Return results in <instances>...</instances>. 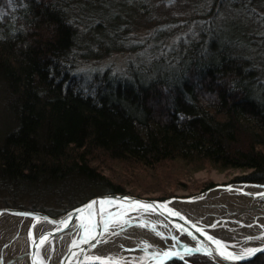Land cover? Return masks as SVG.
<instances>
[{
  "label": "trees",
  "instance_id": "trees-1",
  "mask_svg": "<svg viewBox=\"0 0 264 264\" xmlns=\"http://www.w3.org/2000/svg\"><path fill=\"white\" fill-rule=\"evenodd\" d=\"M82 1L0 0V94L11 117L0 137V193H127L102 172L104 160L148 171L211 165L264 184V35L239 28L236 15L224 21L234 0L195 2L188 16L166 21L155 10L171 0H138L117 15L85 12ZM252 2L264 10V0ZM143 19L153 63L129 65L121 77L79 71L90 54L126 46L124 25ZM181 31L170 53L161 51ZM245 264H264V254Z\"/></svg>",
  "mask_w": 264,
  "mask_h": 264
},
{
  "label": "bare ground",
  "instance_id": "bare-ground-1",
  "mask_svg": "<svg viewBox=\"0 0 264 264\" xmlns=\"http://www.w3.org/2000/svg\"><path fill=\"white\" fill-rule=\"evenodd\" d=\"M236 193L246 196L245 202L232 199ZM261 198H264V187L235 186L211 190L190 202L173 204L209 236L226 244L228 249L239 250L264 243V204L260 202ZM108 213L112 214V219L109 231L104 232L103 221L109 219ZM95 223L96 240L78 244L84 239V229L81 220H77L69 230L53 238L51 248L40 247V258L37 251L35 263H32L30 246L39 234L53 227L30 218L3 214L0 216V264H49L48 257L59 261L68 251V264L89 262L87 258L90 256L110 260L113 264H160L165 259L164 252L179 253L173 256L182 258L186 249L193 250L189 241H178L174 228L152 212L114 208L98 221L95 219ZM97 240L102 242L97 243ZM85 245L87 249L80 251Z\"/></svg>",
  "mask_w": 264,
  "mask_h": 264
},
{
  "label": "rangeland",
  "instance_id": "rangeland-1",
  "mask_svg": "<svg viewBox=\"0 0 264 264\" xmlns=\"http://www.w3.org/2000/svg\"><path fill=\"white\" fill-rule=\"evenodd\" d=\"M204 1L205 0H171L168 3H163L164 5L162 6L161 4L159 5V7H161L159 9H161L162 12L161 10H155V12L157 13V18L160 19V21H162L163 18H167L165 19L166 21L169 20L170 18L168 17L172 15L188 16L192 11V7L195 2L199 3L200 7L204 4ZM82 2V8L85 12L98 15H102L103 13L117 15L118 13L132 12L130 9L136 5L138 0H93V2L90 0H84ZM230 2L231 6H228L226 19L224 20L225 22L227 21V18H231L236 15L239 19V28H247L249 30L248 32H252L254 34L261 33L264 35V10H262V5L253 3L252 0H234ZM93 5L98 7L97 11L90 10ZM152 7L158 9L155 5ZM174 25L175 24L173 23V26ZM124 26V29L127 28V33L126 37L123 36L122 39H127L126 46L116 49L115 51H110L107 54L100 52H95L97 53L95 54L93 48L94 55L90 54L88 58L80 60L78 63L79 71L82 74L84 72H87L88 74L93 71L108 69L113 74H116V76L121 77L127 75L129 65H140L141 67L154 62V44L151 42L153 38L151 37L150 42L146 40V37L151 34V31L147 28L145 20L132 21L128 25L125 24ZM192 30L193 28L189 27L188 31L185 33L191 32ZM180 34L184 33L181 31L174 38L161 42V51L169 54L170 52L167 50L176 45ZM81 39L83 38H80V40ZM132 44L134 46H129ZM261 62H264V53L262 55ZM154 64L152 65V69H160L159 64ZM10 125L11 117L5 109L3 95L0 94V137L4 136V134L10 129ZM102 162L103 173L115 179L117 183L125 187L127 193H131L133 191L137 194L131 193L132 195L142 198L160 199V196L163 193H166L168 196L164 199H191L219 187L254 184L236 181L237 178L244 175V172L240 170H221L211 165H207L206 168L201 171L192 172L188 168L185 169V166L182 167L176 163L170 162L163 169L148 171L142 169L135 170L132 168L124 169L108 160H104ZM210 184L213 186L207 188ZM16 191V195H11L10 193L5 192L0 193V208L40 211L55 218L67 213L77 206L82 205L97 195L104 194L97 190L59 191L52 189H34L32 191H27L23 187L17 188ZM232 196V199L238 202H245L246 200V196L238 193ZM260 202L264 204V199ZM34 204H36L37 208L33 206ZM245 218L248 219L249 216L246 214ZM181 239H183V237H181ZM196 255H192L186 258V260L189 261L190 258L195 257ZM196 260L198 263L201 262L199 259ZM208 261L209 263L205 264H216L210 259H208ZM189 263L194 264L191 261H189Z\"/></svg>",
  "mask_w": 264,
  "mask_h": 264
},
{
  "label": "water",
  "instance_id": "water-1",
  "mask_svg": "<svg viewBox=\"0 0 264 264\" xmlns=\"http://www.w3.org/2000/svg\"><path fill=\"white\" fill-rule=\"evenodd\" d=\"M238 186H260L264 187V184H251V185H238ZM233 186H228V187H219L220 189H232ZM218 189V188H217ZM215 190V189H214ZM101 199H106V200H112L114 201L113 204L107 207L106 212L114 209V208H120V209H127V210H143V211H148L155 213L159 216H161L165 221H167L172 228L176 231L178 241H189L191 243V246L193 247L192 251H186L184 257H177V256H169L166 257L163 262L160 264H167L168 262L172 260H181L184 261L186 264H190L189 261L186 260V258L192 256V255H203L207 257L208 259L212 260L216 264H245L247 262L253 261L257 256L264 254V243L261 245L245 248V249H228V252H231L233 254H242L245 253L248 249H257L259 251H255L253 255L251 256H245L244 259L240 260H228L225 259L224 257L220 256L218 253L217 245L213 242L216 240L213 238V240H209L208 237L209 235L203 231L202 228H200L192 219L189 218V216L181 209L176 207L173 203L174 202H190L194 198L191 199H180V198H172V199H150V198H142L138 196H134L131 194L127 193H104L102 195H97L85 203H83L80 206H77L67 213L58 216L57 218L51 217L48 214L40 211H33V210H22V209H16V208H0V216L3 214L11 215V216H16V217H26L30 218L33 221H39L42 223H46V225H49L53 227L50 230L45 231L42 234H39L38 237L35 239L36 243H33L30 246V261L32 263H35V258L37 257L36 253L38 251V259L40 258V252L39 249L40 247H50V244L52 243L53 238L57 235L60 234L62 231L69 230L71 226L78 220H81L79 212H77V209L82 208L83 206L87 205L89 202L93 200H101ZM264 199V198H263ZM262 200V198L260 199ZM135 202H141L143 204H150L153 207L152 208H135L131 207L132 204ZM123 205V207H121ZM99 206H97V209ZM168 210L174 211L179 213V216H173L169 213ZM30 214V215H20V214ZM183 217V219H181ZM101 218V215L99 211H97V215L95 216V219L97 221ZM63 221H67L68 226L64 227L63 226ZM262 233H264V224H263V229ZM48 235L49 236V241L46 242L43 246H38L39 239L44 236ZM183 237V239H181ZM211 237V236H210ZM253 240V239H252ZM94 242V241H93ZM80 244V242H78ZM86 246V245H85ZM83 246L80 251L84 252L85 249H87V246ZM51 248V247H50ZM192 249V248H191ZM195 249H199V251H195ZM79 251V252H80ZM68 251L59 261H56L55 258L52 256L48 257L49 264H68L69 261V253ZM53 259V260H52ZM78 264H92V262H85V263H78ZM94 264H100L99 261L94 262Z\"/></svg>",
  "mask_w": 264,
  "mask_h": 264
},
{
  "label": "snow or ice",
  "instance_id": "snow-or-ice-1",
  "mask_svg": "<svg viewBox=\"0 0 264 264\" xmlns=\"http://www.w3.org/2000/svg\"><path fill=\"white\" fill-rule=\"evenodd\" d=\"M11 2V0H10ZM114 201L112 200H106V199H101V200H93L91 202H89L87 205L83 206L80 209H77V212H79L80 217H81V227H83L84 229V239L80 241V243H89L91 240H96V233H95V228H96V223H95V216L97 215V211H99L101 217L103 218L106 209L108 206H110L111 204H113ZM97 206H99V208L97 209ZM121 207H123V205H121ZM131 207H135V208H152L153 206L148 204H143L141 202H135L134 204L131 205ZM169 213L173 216H179V213L168 210ZM20 215H30L27 213L24 214H20ZM108 220H104L103 221V230L104 232H108L109 228H110V223L109 221L112 219V214L108 213ZM181 219H183V217H181ZM39 222V221H37ZM63 226L67 227L68 223L67 221H63ZM212 227H216V225H212ZM209 240H213L212 237H208ZM248 239H253V237H248ZM49 241V236L48 235H44L39 239L38 242V246H43L46 242ZM34 243H36V241H33ZM102 241L97 240V243H100ZM216 245H217V249H218V253L220 256L224 257L225 259L228 260H240V259H244L245 256H251L254 254L255 251H259L257 249H248L245 253L242 254H233L231 252L227 251V245L222 243L219 240H214L213 241ZM77 244L76 242H73V247H76ZM93 247H95V245H92ZM186 251H192V250H188L186 249ZM195 251H199V249H195ZM173 255H179V253H172V252H164L163 256L169 257V256H173ZM87 260L89 262H92V264H94V262L99 261L100 264H113V262H111L110 260H104L101 259V257L95 256V257H88Z\"/></svg>",
  "mask_w": 264,
  "mask_h": 264
}]
</instances>
